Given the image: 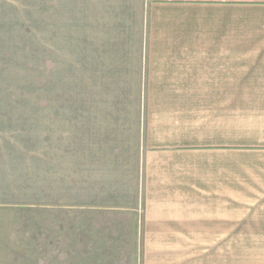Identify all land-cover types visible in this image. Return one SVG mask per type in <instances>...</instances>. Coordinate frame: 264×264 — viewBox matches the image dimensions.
<instances>
[{
	"label": "rangeland",
	"instance_id": "rangeland-1",
	"mask_svg": "<svg viewBox=\"0 0 264 264\" xmlns=\"http://www.w3.org/2000/svg\"><path fill=\"white\" fill-rule=\"evenodd\" d=\"M148 4L0 0V264H264V99L205 122V140L218 130L226 145L205 150L188 181L236 200L189 215L186 234L168 235L178 240L144 223L146 204L174 192L171 173L152 168L168 161L147 164L149 114L162 124L198 100L146 96ZM51 204L104 209L89 216L85 251L69 252L68 214Z\"/></svg>",
	"mask_w": 264,
	"mask_h": 264
},
{
	"label": "crops",
	"instance_id": "crops-1",
	"mask_svg": "<svg viewBox=\"0 0 264 264\" xmlns=\"http://www.w3.org/2000/svg\"><path fill=\"white\" fill-rule=\"evenodd\" d=\"M147 13V55L142 71L147 75L146 96L198 99L186 100L184 105H192L179 111L160 114L162 124H156L157 117L153 123L152 112L148 118L146 144L154 150L147 156V164L152 156L161 159L156 162L168 161L169 164L152 165V168L166 177L171 173L169 186L174 192L171 203L153 204L163 211L160 221L155 220L157 208H152L150 202L146 204L144 223L154 227L153 232L164 235V240L167 237L178 240L168 235L186 234L181 227L186 231L189 215L202 217L206 210L218 211L221 204L236 200L234 192L223 196L219 186L190 184L193 186L189 187L188 181L194 174L204 173L198 172L197 166L198 161L209 159L205 150L226 145L218 141V130L208 134L205 140V122L219 123L226 115L230 120L235 99H264V0H149ZM218 158L216 154L217 161ZM147 168L150 178V166ZM46 207L67 212L69 252L73 248L85 251L89 247L86 242L92 241L89 216L104 209L88 205L61 208L59 204ZM80 215L82 226L79 222L76 228ZM170 218L175 222L166 221ZM167 226L177 228L171 232ZM136 232L138 241V223ZM51 245L54 251V240ZM84 257H87L85 252Z\"/></svg>",
	"mask_w": 264,
	"mask_h": 264
}]
</instances>
